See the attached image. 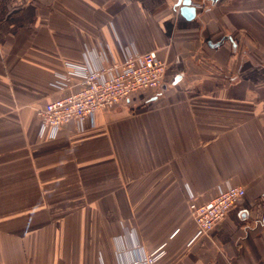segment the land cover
Listing matches in <instances>:
<instances>
[{"label": "crops", "instance_id": "0c3cea01", "mask_svg": "<svg viewBox=\"0 0 264 264\" xmlns=\"http://www.w3.org/2000/svg\"><path fill=\"white\" fill-rule=\"evenodd\" d=\"M0 0V264H264V0ZM197 3L202 4L199 7ZM154 50L163 84L40 134L66 62ZM163 87V88H162ZM245 194L195 238L190 209Z\"/></svg>", "mask_w": 264, "mask_h": 264}, {"label": "built area", "instance_id": "2783aa9c", "mask_svg": "<svg viewBox=\"0 0 264 264\" xmlns=\"http://www.w3.org/2000/svg\"><path fill=\"white\" fill-rule=\"evenodd\" d=\"M197 5L202 7L200 3ZM101 60L96 67L65 63V73L58 74V87H68L67 82L72 76H77L80 82L75 90L49 101L37 110L41 135L48 132L49 137H55L68 122H74L80 130L87 125L94 126L98 112L118 107L135 94L159 89L163 84L166 62L154 50L128 51L122 61L103 53ZM244 194L243 186L226 183L205 203H196L190 196L189 209L197 224L195 238L207 234L221 222ZM164 253L162 247L158 248L147 254L142 262L154 264Z\"/></svg>", "mask_w": 264, "mask_h": 264}, {"label": "water", "instance_id": "95a60500", "mask_svg": "<svg viewBox=\"0 0 264 264\" xmlns=\"http://www.w3.org/2000/svg\"><path fill=\"white\" fill-rule=\"evenodd\" d=\"M212 1L216 2L217 0H212ZM175 5L180 6V10L183 13V15L185 14L188 17L195 15L196 6L192 0H178Z\"/></svg>", "mask_w": 264, "mask_h": 264}]
</instances>
